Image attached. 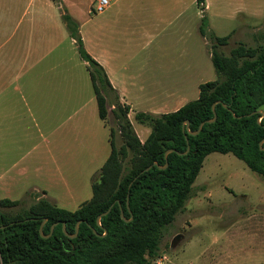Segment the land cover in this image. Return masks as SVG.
Here are the masks:
<instances>
[{"label":"rangeland","instance_id":"obj_1","mask_svg":"<svg viewBox=\"0 0 264 264\" xmlns=\"http://www.w3.org/2000/svg\"><path fill=\"white\" fill-rule=\"evenodd\" d=\"M99 2L0 0V72L12 75L13 85H19L15 75H24L18 59L25 51L19 34L24 25L37 17L39 7H51L63 23L61 52L72 62L76 77L73 84L80 92L71 111L72 131L66 133L71 136L73 153L80 159L63 167L61 172L38 176L27 158L33 156L34 145L42 141L41 133L49 140L66 135H50L51 127H36L27 118L28 121L5 127L4 140L0 141V199L22 201L20 206L4 208L5 211L14 213L28 207L38 196L47 197L61 207L77 209L92 196L93 181L99 177L110 153L109 127L116 129L118 146L123 143L112 112L122 95L117 89L104 90L109 108L106 127L99 116L86 61L66 26L64 11L76 22L88 52L97 54L104 49L117 59L116 64L129 63V69L121 68L120 75L123 81L134 84L126 88L142 102L135 103V111L129 112L142 140L151 127L138 122L136 112L151 110L161 112L160 115L175 111L180 104L198 98V83L218 78L211 59L216 44L212 33L220 37L230 34L227 44H218L216 48L226 55L240 42L264 45V0H205V9L198 0H112L104 11L98 10ZM205 17L209 24L204 36L200 27ZM102 25L105 28L102 36L98 32V40L102 37L104 45L96 40V28ZM47 65L48 62H43L41 67L46 70ZM8 135L14 136V140H7ZM25 135L32 140L22 141ZM26 166L27 173H22ZM179 234L181 238L173 245ZM160 246L156 259L165 264H264V177L233 153L209 154L191 198L166 227Z\"/></svg>","mask_w":264,"mask_h":264},{"label":"trees","instance_id":"obj_2","mask_svg":"<svg viewBox=\"0 0 264 264\" xmlns=\"http://www.w3.org/2000/svg\"><path fill=\"white\" fill-rule=\"evenodd\" d=\"M198 3L206 8L205 0ZM63 19L87 62L99 116L106 120L109 108L104 90L116 89L105 68L85 48L67 11ZM208 24L205 17L200 27L204 36ZM211 38L216 42L211 59L218 78L202 82L198 98L175 111L160 115L137 112L136 120L151 127L144 141L129 118L130 106L117 103L112 112L123 143L118 146L116 129L110 127L111 153L93 181L92 197L79 208L69 210L38 196L30 206L11 213L4 208L18 207L22 201L0 199V264H156L165 229L185 209L209 154L233 153L264 177V114L258 112L264 108V45L240 42L226 55L216 48L227 44L230 34L220 37L212 33ZM217 101H221L216 105L217 119L208 122L214 118L212 107ZM187 120L191 131L205 124L193 135L183 130ZM189 145L187 154L179 153L186 152ZM169 149L174 151L167 160ZM167 161V168L159 167ZM149 165L154 166L142 173ZM109 209L99 224V215ZM122 211L133 219L126 221ZM45 219L46 235L55 224L50 237L39 231ZM79 221L77 237L70 238L63 223L74 234Z\"/></svg>","mask_w":264,"mask_h":264},{"label":"crops","instance_id":"obj_3","mask_svg":"<svg viewBox=\"0 0 264 264\" xmlns=\"http://www.w3.org/2000/svg\"><path fill=\"white\" fill-rule=\"evenodd\" d=\"M36 16L31 23L23 26L22 32L19 34V37H21V40L23 39L25 44V51L18 59L24 75H15V79L19 80V85H13L15 80H11L12 75L0 72V141L4 140L5 136L3 132L5 127H11L15 123L30 119L35 122L36 127H41V125L51 127L50 135H66L70 130L72 131L71 122L73 114L71 111L74 99L77 100L80 92L77 89L78 86L76 88L73 84L76 77L74 76L72 62L64 51L63 53L61 52L64 37L62 30L63 23L58 21V17L51 7H39L36 11ZM20 26L21 24L18 25L17 29H20ZM104 28L105 25L96 28V40H98V32L101 31L102 36ZM98 41L104 45L102 37ZM96 46L100 48V45L97 44ZM43 47L45 48L43 49ZM91 52L89 53L105 68L119 96L120 94L122 95L118 101L122 104H128L130 111L134 112V104L139 105L142 102L132 97L127 90V88L133 87L134 84L123 81L120 75L121 68L124 70L129 69L127 60L128 65L116 64L117 59L108 52H105L104 49H99L96 52L97 54ZM43 62H48L46 70L41 67ZM200 84H197L198 87ZM180 85L183 86L184 82ZM125 92L127 93L126 96H124ZM161 92L163 93L162 90ZM139 97L143 99L142 96ZM181 106L180 104L179 108ZM158 109L160 111L163 110V99L160 101V108ZM150 112L161 113L151 110ZM103 121L105 126L108 127L106 120ZM110 135L109 143L111 147ZM39 137L42 141L34 145L33 156L27 158V161L33 163L34 172L38 176L61 172L63 167L72 166V164H76L77 160L80 159V157L77 159L75 153L72 151L70 135L58 136L53 140L46 138L43 133ZM6 138L13 141L15 137L8 135ZM31 140L29 135L22 137V141ZM22 169L24 170L22 173H27V166ZM34 188L41 190L39 186H34Z\"/></svg>","mask_w":264,"mask_h":264},{"label":"water","instance_id":"obj_4","mask_svg":"<svg viewBox=\"0 0 264 264\" xmlns=\"http://www.w3.org/2000/svg\"><path fill=\"white\" fill-rule=\"evenodd\" d=\"M220 102H221V101H217V102H215V103L213 104V107H212V108H213V112H214V118L211 119V120H208V122H214V121L217 119L216 105H217V103H220ZM224 106H227V104H224ZM258 112H260V114H264L263 109H262V110H259ZM259 121H261V117L259 118ZM204 124H205V122H202V123L200 124L199 128H198L196 131H191V130H190V122L187 120V121H185V123H184L183 130H184V131H188L190 134L197 135V134H199L200 131L202 130ZM263 142H264V141H262V143H263ZM263 148H264V147H263ZM189 150H190V145L188 146V149H187L186 152H184V153L179 152V153H180V154H187V153L189 152ZM173 151H174V149H169V150L166 151L165 156H166V159H167V160H168V155H169V153H171V152H173ZM155 165H158V163L156 162ZM153 166H154V165H149L148 167H146V168L142 171V173L145 172V171L150 170ZM159 167L162 168V169L167 168V167H168V161H167V163H166L165 166H159ZM135 179H137V177H136ZM110 209H111V208H110ZM110 209H109L107 212H105V213L99 215V217H98V223H99V224H101V218H102L104 215H106V214L110 211ZM122 217H123L126 221H129V220H132V219H133V217H131V219H127V218L124 216L123 211H122ZM46 221H47V219H45V220L41 223L39 231H40V233L42 234L43 237H50L51 234H52V232H53V229H54L55 224L52 226L51 233L48 234V235H46V234L44 233V226H45ZM80 223H81V221H79V222L77 223V225H76V232H75L74 234H69V232L67 231V228H66V224H65V222H64V223H63V229H64V232L66 233V235H68L70 238H75V237H77V235H78V233H79V226H80ZM106 234H107V232H105V234H103L102 236H104V235H106ZM181 236H182V235L179 234V235H177V236L175 237V239H174V241H173V245L175 244V242H176L177 240H179V239L181 238Z\"/></svg>","mask_w":264,"mask_h":264},{"label":"built area","instance_id":"obj_5","mask_svg":"<svg viewBox=\"0 0 264 264\" xmlns=\"http://www.w3.org/2000/svg\"><path fill=\"white\" fill-rule=\"evenodd\" d=\"M111 0H100L99 5H98V10L103 11L109 4ZM156 264H165L163 260L160 258L155 260Z\"/></svg>","mask_w":264,"mask_h":264}]
</instances>
